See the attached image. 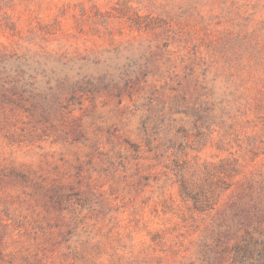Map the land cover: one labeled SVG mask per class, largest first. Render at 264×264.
Returning a JSON list of instances; mask_svg holds the SVG:
<instances>
[{"label": "rangeland", "instance_id": "rangeland-1", "mask_svg": "<svg viewBox=\"0 0 264 264\" xmlns=\"http://www.w3.org/2000/svg\"><path fill=\"white\" fill-rule=\"evenodd\" d=\"M253 186L264 0H0V264H258Z\"/></svg>", "mask_w": 264, "mask_h": 264}, {"label": "trees", "instance_id": "trees-1", "mask_svg": "<svg viewBox=\"0 0 264 264\" xmlns=\"http://www.w3.org/2000/svg\"><path fill=\"white\" fill-rule=\"evenodd\" d=\"M252 192V194H251ZM264 209V186H253L250 194L249 199L238 206L237 214L242 216H248L252 213L253 210L261 211ZM255 211V212H256ZM239 218V217H238ZM242 254L239 257V264H244L245 261L248 262L250 256V250L248 249L247 245H243ZM259 257L258 264H264V252L261 250L259 251Z\"/></svg>", "mask_w": 264, "mask_h": 264}]
</instances>
